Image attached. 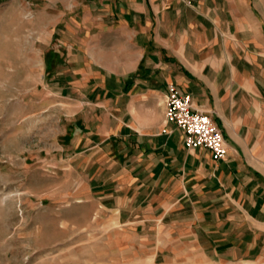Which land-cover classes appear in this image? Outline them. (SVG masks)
I'll return each instance as SVG.
<instances>
[{
  "label": "crops",
  "instance_id": "obj_1",
  "mask_svg": "<svg viewBox=\"0 0 264 264\" xmlns=\"http://www.w3.org/2000/svg\"><path fill=\"white\" fill-rule=\"evenodd\" d=\"M61 14L42 73L47 95L78 114V168L98 207L116 223L161 221L206 264H264V24L253 2L69 0ZM174 84L219 127L223 159L187 149L164 120Z\"/></svg>",
  "mask_w": 264,
  "mask_h": 264
},
{
  "label": "rangeland",
  "instance_id": "obj_2",
  "mask_svg": "<svg viewBox=\"0 0 264 264\" xmlns=\"http://www.w3.org/2000/svg\"><path fill=\"white\" fill-rule=\"evenodd\" d=\"M68 1L0 0V264H206L161 221L116 223L98 207L78 168V114L42 73ZM251 1L264 24V0Z\"/></svg>",
  "mask_w": 264,
  "mask_h": 264
},
{
  "label": "built area",
  "instance_id": "obj_3",
  "mask_svg": "<svg viewBox=\"0 0 264 264\" xmlns=\"http://www.w3.org/2000/svg\"><path fill=\"white\" fill-rule=\"evenodd\" d=\"M191 4L192 0H181ZM164 120L173 123L184 135L187 149L204 147L211 151L214 160L223 159L226 148L224 136L208 113L194 109L191 95L182 92L175 84L167 87Z\"/></svg>",
  "mask_w": 264,
  "mask_h": 264
}]
</instances>
